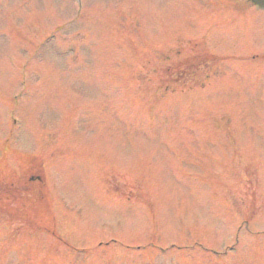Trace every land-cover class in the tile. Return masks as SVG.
Instances as JSON below:
<instances>
[{"label":"rangeland","instance_id":"374dc122","mask_svg":"<svg viewBox=\"0 0 264 264\" xmlns=\"http://www.w3.org/2000/svg\"><path fill=\"white\" fill-rule=\"evenodd\" d=\"M0 192V264H264V10L0 0Z\"/></svg>","mask_w":264,"mask_h":264},{"label":"water","instance_id":"95a60500","mask_svg":"<svg viewBox=\"0 0 264 264\" xmlns=\"http://www.w3.org/2000/svg\"><path fill=\"white\" fill-rule=\"evenodd\" d=\"M253 2L257 3L258 5L264 7V0H253Z\"/></svg>","mask_w":264,"mask_h":264},{"label":"trees","instance_id":"16d2710c","mask_svg":"<svg viewBox=\"0 0 264 264\" xmlns=\"http://www.w3.org/2000/svg\"><path fill=\"white\" fill-rule=\"evenodd\" d=\"M10 198H11V199L13 198L12 200L15 202V201H16V200L19 198V195H17V194H14V196H13V197H12V196H11V197L9 196V198H8V199H10Z\"/></svg>","mask_w":264,"mask_h":264}]
</instances>
